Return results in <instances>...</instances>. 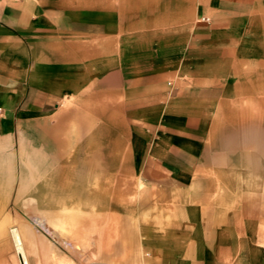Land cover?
Wrapping results in <instances>:
<instances>
[{
	"label": "crops",
	"instance_id": "crops-1",
	"mask_svg": "<svg viewBox=\"0 0 264 264\" xmlns=\"http://www.w3.org/2000/svg\"><path fill=\"white\" fill-rule=\"evenodd\" d=\"M68 1L0 0V218L43 208L99 264H264V195L229 177L210 83L178 51L121 54L114 0Z\"/></svg>",
	"mask_w": 264,
	"mask_h": 264
},
{
	"label": "rangeland",
	"instance_id": "rangeland-1",
	"mask_svg": "<svg viewBox=\"0 0 264 264\" xmlns=\"http://www.w3.org/2000/svg\"><path fill=\"white\" fill-rule=\"evenodd\" d=\"M113 5L121 54L147 45L166 57L178 51L180 71L210 83L209 117L217 145L227 154L229 177L258 185L264 195V0H114ZM123 43L132 47L122 48ZM51 210L48 215H61L62 209ZM44 216L43 208L7 209L0 228L4 225L8 238L16 228L36 247L23 245L19 233L27 260L22 263L14 242L4 246L0 235V264L106 261L83 254L91 250L81 240L65 238L75 225L46 222Z\"/></svg>",
	"mask_w": 264,
	"mask_h": 264
},
{
	"label": "bare ground",
	"instance_id": "bare-ground-1",
	"mask_svg": "<svg viewBox=\"0 0 264 264\" xmlns=\"http://www.w3.org/2000/svg\"><path fill=\"white\" fill-rule=\"evenodd\" d=\"M10 233H11V235H10L11 239L14 242V244L18 250L17 255L21 258L22 263L26 262L27 260L24 258L25 256H23L24 255V253L22 251L23 245L20 241L19 231L16 228H13V229H11Z\"/></svg>",
	"mask_w": 264,
	"mask_h": 264
}]
</instances>
